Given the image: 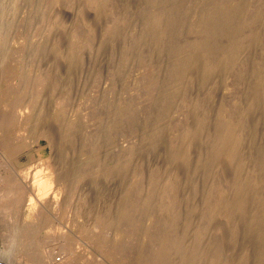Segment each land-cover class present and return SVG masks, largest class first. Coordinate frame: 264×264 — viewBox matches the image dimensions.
Returning a JSON list of instances; mask_svg holds the SVG:
<instances>
[{"label":"rangeland","instance_id":"rangeland-1","mask_svg":"<svg viewBox=\"0 0 264 264\" xmlns=\"http://www.w3.org/2000/svg\"><path fill=\"white\" fill-rule=\"evenodd\" d=\"M6 205V264H150L169 230L264 264V0H0Z\"/></svg>","mask_w":264,"mask_h":264},{"label":"bare ground","instance_id":"bare-ground-1","mask_svg":"<svg viewBox=\"0 0 264 264\" xmlns=\"http://www.w3.org/2000/svg\"><path fill=\"white\" fill-rule=\"evenodd\" d=\"M43 137H45V135H43ZM29 185L31 189L30 194L32 193L33 196L32 198L29 199V203L27 204L28 211L37 210L38 213H40L47 206L54 207L62 203L60 194L64 189V184L62 181L56 179L55 175L51 174L50 172H45V171L36 172L34 174L32 181L29 182ZM132 205L133 203L131 201H129V204L126 203V206L132 207ZM0 210L8 211L9 207L7 208L6 205ZM141 222L145 223L142 217H141ZM141 230L142 229H140V231ZM125 231L133 235L136 233V230L130 227V225H128V228H126ZM169 231H170L169 233L167 234L165 233V235H163L160 238V241L158 243H155L156 246L155 247L153 246L154 248L152 247L153 253L150 257L151 258L150 264H209L210 262L208 261V259L211 260L214 256L218 257L216 254H214L212 250L201 248L199 252L192 251L186 254L187 256L186 258H184L185 256L183 257V252H187L188 249L182 242L185 238L188 239L189 237L186 235L182 236L175 231H171V230ZM181 238H182V242H181ZM11 251H14V247L11 248ZM5 252H8V249L5 250ZM218 259L219 257L217 258V260H214V263L213 261H211V264H219ZM24 264H27V262H25Z\"/></svg>","mask_w":264,"mask_h":264},{"label":"water","instance_id":"water-1","mask_svg":"<svg viewBox=\"0 0 264 264\" xmlns=\"http://www.w3.org/2000/svg\"><path fill=\"white\" fill-rule=\"evenodd\" d=\"M0 264H6V263H4V262L0 261Z\"/></svg>","mask_w":264,"mask_h":264}]
</instances>
